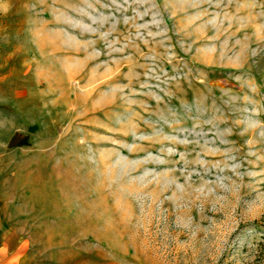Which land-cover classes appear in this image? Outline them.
<instances>
[{
    "label": "rangeland",
    "instance_id": "rangeland-1",
    "mask_svg": "<svg viewBox=\"0 0 264 264\" xmlns=\"http://www.w3.org/2000/svg\"><path fill=\"white\" fill-rule=\"evenodd\" d=\"M0 199L56 264H264V0H0Z\"/></svg>",
    "mask_w": 264,
    "mask_h": 264
},
{
    "label": "crops",
    "instance_id": "crops-1",
    "mask_svg": "<svg viewBox=\"0 0 264 264\" xmlns=\"http://www.w3.org/2000/svg\"><path fill=\"white\" fill-rule=\"evenodd\" d=\"M4 206L0 199V264H56L55 246L52 253L48 247V253L42 254L39 244L31 240L28 232L26 234L9 220ZM42 256L47 258V263Z\"/></svg>",
    "mask_w": 264,
    "mask_h": 264
}]
</instances>
